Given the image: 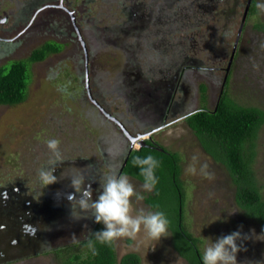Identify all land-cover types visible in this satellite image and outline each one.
Masks as SVG:
<instances>
[{
	"label": "rangeland",
	"instance_id": "374dc122",
	"mask_svg": "<svg viewBox=\"0 0 264 264\" xmlns=\"http://www.w3.org/2000/svg\"><path fill=\"white\" fill-rule=\"evenodd\" d=\"M254 2L239 33L226 92L236 104L264 111V13L256 8L264 0ZM50 3L53 6H46ZM244 4L245 0H0V69L14 60L27 68L23 100L0 104V190L7 185L25 188L26 195L41 205L45 188L38 174L50 166L49 139L60 141L63 155V164L53 173L57 186L66 185L70 180L65 177L84 166L107 174L111 148L126 149L118 128L87 95L86 67L90 97L133 133L156 127L150 138L174 154L179 164L177 176L174 171L158 180L161 192H145L142 182L128 176L145 197L140 202L133 198L134 209L164 212L169 236L156 242L141 233L135 241H117L112 245L116 260L134 253L139 264H189L187 259L197 264L190 240L201 258L204 244L211 242L205 239L215 242L237 230L264 235L234 203L236 188L228 169L201 150L182 117L201 105L213 107ZM44 42L57 52L29 62L30 52ZM173 103V116L163 119L168 124L150 123L159 104ZM252 152L249 170L264 200V122ZM193 155L199 157L198 172L206 163L214 180L186 174ZM238 165L243 170L244 159ZM9 220L0 217V264H72L71 256L84 255L87 234L103 230L91 218L75 221L59 209L39 230L35 247L18 254L6 245V236L14 231ZM73 235L78 242H73ZM255 237L244 241L246 251L237 254L238 264H264V236Z\"/></svg>",
	"mask_w": 264,
	"mask_h": 264
},
{
	"label": "trees",
	"instance_id": "16d2710c",
	"mask_svg": "<svg viewBox=\"0 0 264 264\" xmlns=\"http://www.w3.org/2000/svg\"><path fill=\"white\" fill-rule=\"evenodd\" d=\"M254 6V0H250L245 18L254 10ZM43 44L30 52L28 56L29 62L39 61L45 54L57 52L54 47H48L51 45L47 44V42ZM26 72V66L21 61L16 60L10 61L4 68L0 69L1 105H14L23 100L26 86L24 76ZM226 86L227 78L211 109L201 105V107L184 114L183 119L187 127L192 131L201 150L205 154L208 153V155L212 156L213 160L223 164L226 170L228 169L229 177L236 188L234 195L236 206L243 211L245 216L254 219L264 232V200L261 199L257 187L252 182L251 170H249V162L253 153L252 148L257 130L264 122V111L253 106L236 104L228 96ZM199 89L203 92L204 87L202 84L199 85ZM208 147L209 151L206 150ZM148 155H152L160 162V166L155 172L157 181L164 179L165 173L170 176V173L175 171V175H178L179 164L177 165L178 159L174 154L163 148L159 150L147 146L132 150L127 155L122 167V173L143 183V177L139 175V169L132 165V159L135 156L143 158ZM241 159H244V164L246 163V167L243 170H240L238 165ZM160 187L161 184L158 181L154 190L161 192L162 187ZM176 193L179 197V204L181 193L177 187ZM149 205L150 208H153L150 203ZM177 207H181L180 204ZM177 217L180 228V210L179 214L177 213ZM97 231L101 230L93 229L86 239L82 241L85 253L83 256L79 253L71 256L72 264H139L138 257L134 253H126L116 260L113 246L100 245L99 243L96 244L99 254L93 256L87 248V241L94 239L91 234ZM185 237L187 238L186 235ZM189 243L193 248L194 255H196L197 264H202L193 241L190 240ZM190 260L187 259V262L194 264Z\"/></svg>",
	"mask_w": 264,
	"mask_h": 264
},
{
	"label": "clouds",
	"instance_id": "9594fccd",
	"mask_svg": "<svg viewBox=\"0 0 264 264\" xmlns=\"http://www.w3.org/2000/svg\"><path fill=\"white\" fill-rule=\"evenodd\" d=\"M256 8L264 13V3H258ZM254 67L258 69V66ZM46 146L51 153L50 166L42 168L38 174L39 181L44 188L58 182V178L53 173L56 166L63 163L60 141L49 139L46 141ZM198 164L199 157L193 155L185 169L186 174L190 176L199 174L207 180L215 179L214 174L208 171L206 163L199 165V172ZM132 165L139 169V175L143 177V191L152 192L158 183L155 172L160 166V162L152 155L143 158L135 156L132 159ZM76 171L79 175L65 177L70 180V187L74 189L73 193L67 194V200L71 205V217L75 221L91 218L96 224L103 225V230L92 233L94 239L87 241V248L93 256L99 254L96 248L97 243L112 246L117 241L124 239L135 241L141 233L148 241L156 242L169 236L170 222L164 212L146 211L143 208L134 209L133 198L136 202H140L145 197L136 191L127 175L120 174L116 169H111L99 181L98 195L93 200L91 185L88 184L85 187L86 180L83 173L79 169ZM262 236L264 235L255 237L254 230L251 236L237 230L217 238L215 242L204 238L211 242L204 244L201 255L202 264H238L237 254L242 250L246 251L244 241L253 237L259 239ZM72 240L78 242L75 235L72 236Z\"/></svg>",
	"mask_w": 264,
	"mask_h": 264
},
{
	"label": "flooded vegetation",
	"instance_id": "af4514ba",
	"mask_svg": "<svg viewBox=\"0 0 264 264\" xmlns=\"http://www.w3.org/2000/svg\"><path fill=\"white\" fill-rule=\"evenodd\" d=\"M46 6L48 7L53 6V4L50 3V4H47ZM235 47L234 49H232L233 48V45H232L228 59H227L226 66L223 69V77H222L221 84H220L222 85V87L220 86V90L223 88V84L226 78H227V83H228L230 73H231L229 67H230L232 58L235 56V50H236ZM85 70L86 69L84 67L83 68L84 77H85ZM175 77H176V73L174 74L172 79L174 80ZM169 94H170V90H169ZM93 100L95 102H92V101L91 102L94 104L95 107H97L100 113L102 115H105L108 118V120L113 122L114 125L118 128V131L120 132V136L126 144V149L125 147H123L121 150H118L119 149L118 147L116 149L111 148L110 154L106 155L107 157L106 167L109 171L111 169H116L119 171L120 174H123L122 167H123V164L125 162L127 155L132 150L138 149L141 146H147V147H152V148L161 150V147L157 146L156 143L150 138L151 133L154 131V129H156V127L148 129V130H144V131L141 130L142 132L137 131L133 133L127 130V126L126 125L124 126V124L120 122L116 117L106 112L100 103H98L95 99ZM175 104L176 103L171 104L170 107H166V105L164 104H159L158 108H156V118H154L152 122L150 121V123L152 125H158L161 123L158 127L168 124L170 121L166 122L163 119H165L167 116H171V117L173 116V113L175 112L174 110ZM148 109L150 112H152L151 108H148ZM107 114L110 117L107 116ZM145 124L147 125L148 123L145 122ZM122 129H124L125 132ZM127 135L132 136V137L136 135H141L142 138L141 139L139 138V140L142 141V145H140L138 148L131 147L130 141ZM79 170L80 172L83 173L84 178L86 180L85 187H87L88 184L91 185L92 198L93 200H95L98 195L99 181L101 180L103 175L99 171H97V169H95L94 166L93 167L84 166L82 168H79ZM76 175H79V173ZM123 175H126V174H123ZM62 184L63 185L57 186V183H55L53 185H49L48 187H46L45 190L43 191V196H41L40 198L41 205L39 206L35 199L26 195V193L24 192L25 188L23 190L21 187L16 188L10 185H7L5 188H1L0 191L3 194H1L2 199L0 200V217H4V218L7 217L8 220L10 217H12L10 218L12 220H9V223L12 226V229L14 231L10 230V233L6 236V238L9 239L8 242H6L7 243L6 245L12 246L11 251H13L14 253L20 254L27 248L33 249V247H35V244L37 243L36 239L40 232L39 230L42 229L43 225L47 222V219H52V216L59 209L66 210L67 214H71V205L69 201L67 200V194L73 193L74 189L70 187V181H68L66 185L65 183H62ZM21 219H25V220H21ZM89 233L87 234V236L89 235Z\"/></svg>",
	"mask_w": 264,
	"mask_h": 264
},
{
	"label": "water",
	"instance_id": "95a60500",
	"mask_svg": "<svg viewBox=\"0 0 264 264\" xmlns=\"http://www.w3.org/2000/svg\"><path fill=\"white\" fill-rule=\"evenodd\" d=\"M249 3H250V0H245V4H244V8H243V12H242V15H241V18H240V22H239L238 29H237V34H236V36H235L234 43H233V48H232V49H234V47H235V45H236V42H237V40H238L239 33H240V31H241V27L243 26V23H244V20H245V16H246V13H247V9H248ZM71 20H72V23H73V18H72V16H71ZM1 22H3V19H1ZM73 24H74V23H73ZM75 31H76V34H77L79 40H80L81 45H82L83 48H84V44H83V42L81 41V38H80L79 33H78V31H77L76 28H75ZM84 55H86V53H84ZM230 57H231V56H230ZM85 69H86V67H85ZM85 71H86V70H85ZM84 84H85L84 87H85V90H86V92H87L88 97L90 98V100H91L92 102H95V101L90 97V94H89L86 73H85ZM221 87H222V85H221ZM107 116H109V115L107 114ZM109 117H110V116H109ZM111 118H112V117H111ZM122 130L124 131V129H122ZM124 132H125V131H124ZM127 136H128V138H129V141H130V145H131V147L134 145V143H136L138 146L142 145V141L139 140V137H140L141 135H136V136H133V137H132V136H129V135H127ZM131 147H130V149H131Z\"/></svg>",
	"mask_w": 264,
	"mask_h": 264
}]
</instances>
